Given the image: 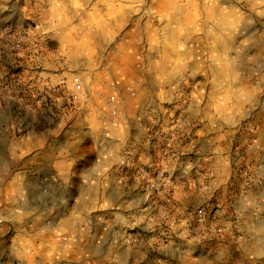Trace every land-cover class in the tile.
Segmentation results:
<instances>
[{
	"label": "rangeland",
	"instance_id": "rangeland-1",
	"mask_svg": "<svg viewBox=\"0 0 264 264\" xmlns=\"http://www.w3.org/2000/svg\"><path fill=\"white\" fill-rule=\"evenodd\" d=\"M262 37L264 0H0V160L10 176L22 179L5 188L0 177V264H90L97 253L75 251L76 246L99 240L114 246L102 253L101 264H221L222 227H200L207 206L189 219L180 213L173 189H161L167 174L155 155L141 163L132 158L116 164V201L108 206L90 203L91 197L112 192L106 183L110 173L92 169V162L96 151L171 150L170 135L186 129L177 122L184 113L190 115L194 139V125L205 114L218 116L225 96L233 102L228 118L234 117L232 111H251L260 97L251 78L264 83L263 76L248 74L251 67L264 68ZM62 78L69 87L54 92ZM108 101L130 116L125 128L113 120L115 132L102 133L103 140L84 120L98 116V106L109 109ZM129 118L138 123L130 124ZM248 120L239 121L242 138L232 145L237 151L231 161L232 190L234 196L249 192L260 214L264 170L259 161L258 183L248 189L255 160L247 151H264V132L256 137ZM74 121L75 148L84 158L70 177L52 173L47 183L54 201L83 194V202L55 201L48 214L56 209L62 217L50 221L39 205L29 201L27 207L31 190L26 181L32 185L36 179L25 168L26 156H18L17 164L14 151L7 150L27 151L28 132L44 128L55 132L61 146V131ZM210 204L213 213L226 214L224 206ZM254 256L253 264H264L261 243Z\"/></svg>",
	"mask_w": 264,
	"mask_h": 264
},
{
	"label": "crops",
	"instance_id": "crops-1",
	"mask_svg": "<svg viewBox=\"0 0 264 264\" xmlns=\"http://www.w3.org/2000/svg\"><path fill=\"white\" fill-rule=\"evenodd\" d=\"M262 38L264 39V37ZM253 60L254 58L251 56L252 62H250V66H253ZM248 74L252 77H264V68L251 67ZM250 85L260 93L257 106H254L251 111L244 109L243 112L242 110L239 113L240 115H236L237 111H232L231 114L234 113V117L228 118L227 110L230 109L229 105L233 102L231 97L225 96V100L221 106L222 111H219L221 115L205 114L204 117H201L200 123H198L199 126H197L198 124L194 125L193 129L196 131V135L198 133V137L194 139L190 138L189 133L190 115L185 113L184 115H180L178 118L179 121L177 122H181L186 129L181 130L177 128L176 137L174 134L170 135L172 138L171 150L155 151L154 154L151 151H107L106 153L105 151H96L92 162V169L95 168L94 170L110 173V181L106 183L112 188V192L108 190L107 196L100 197L97 195L96 197H91L90 203L98 205L104 202L107 206L115 203L113 171H115L114 167H116L118 162L129 163L132 158H135L141 163L144 162L148 154L155 155L158 159L157 161L162 162V167L167 174V178L160 179L162 184L161 189L163 191H166L168 188L173 189L175 207L186 218H192L194 215L192 213L197 208L208 207L211 205L210 202L226 208V214L222 215L217 212L213 213L212 205L211 208L207 209L206 207V212L208 213L205 212V216H201V220L205 221L203 222L205 224L200 226L205 227L206 225L209 227L215 223L222 227L223 232L221 233L222 237L219 243L223 251L222 257L224 259L221 260V264H253L257 260L254 256L257 246L260 243L264 246V213L259 214V204L256 203V200L254 201V198L249 192L248 195L243 193H240L239 196L233 195L232 187L234 180L231 179L232 175H235L232 170L231 161L233 155L237 152L232 151V145L242 138L241 129L237 127L239 121L249 118L250 120L248 122L252 128H256L255 135L258 138H261L264 132V105L259 104L263 100L262 97H264V83L262 79L259 80L257 77L251 78ZM6 99L7 102H12L10 96H7ZM115 107L117 117H114L109 109L105 111L99 106L98 116L94 117L90 114L85 116L86 120L84 121L92 126L89 127L90 133L93 131V134L91 133L92 135L107 140L103 137L102 133L109 135L107 133L108 131L115 132V127L111 125L113 120L114 122L118 120V122L124 124L123 127L125 128L127 123L126 115L130 116V113L129 111H121L118 105H115ZM77 121H74V124L68 125L63 129L64 131H61L64 136V141L61 146L57 140L58 138L53 137V133L55 132L44 128L40 133H36L33 130L28 132V137L26 138L28 144L27 151H18V149L13 148L7 150L14 151L17 164L18 156H26L25 168L28 173H32V178L36 179L32 185L26 181V187L31 190V200L27 199V207L30 209V203L39 205L43 215H46V217L50 215V221H57L62 217L61 214L57 213L56 209L53 213L48 214V211H51V205L56 203L55 201L64 203V205H72L74 203L76 205L77 203L83 202V194L66 196L63 200L57 198L58 200L54 201L55 192L51 190L53 188L52 185L47 183L48 176L52 173L57 174L58 178L70 177L74 164L84 158V153L77 151L75 148L79 140V135L75 134L76 130L73 126L77 124ZM129 121L132 125L134 122L138 123L137 120L130 118ZM212 123H216L214 128L211 125ZM120 153H122L121 156H119ZM247 153L251 159L255 160V163L252 165L251 175L255 179L251 178L250 183H246L249 185L248 189H251L254 187L253 185L256 186L258 183L254 175L257 173L255 165L259 161L262 162L260 163V168L264 170V157H262L264 156V151L262 153H258V151H247ZM104 155L110 156V160H104ZM115 157H118V159H115ZM1 162L0 160V177L5 185L4 187L8 188L13 185H18L22 179H19V175L10 176V171L5 170L1 166ZM104 162H106V167L103 165ZM7 169L11 170V167ZM123 186L125 187V183ZM12 200V202H15L14 206L18 205V199ZM75 209L74 214L76 215L78 214V208L76 207ZM34 210L38 211L39 208H34ZM112 248H114L112 244L99 240L97 244H79L76 246L75 251L79 250L83 252L92 249L97 254L92 256L90 264H101L104 258L102 253L106 249ZM82 258V255H80L81 262L83 260ZM107 260L113 263L114 259L110 257ZM178 263L177 260H171L168 263L162 261L160 264Z\"/></svg>",
	"mask_w": 264,
	"mask_h": 264
},
{
	"label": "built area",
	"instance_id": "built-area-1",
	"mask_svg": "<svg viewBox=\"0 0 264 264\" xmlns=\"http://www.w3.org/2000/svg\"><path fill=\"white\" fill-rule=\"evenodd\" d=\"M73 80H74V83H76L78 81V78L75 77ZM68 87H69V84H68L67 79L62 78L60 80V82L53 88V91L54 92H61L62 90L66 89ZM107 105L109 106V109H110L112 115L114 117H117V110H116L114 103L112 101H108Z\"/></svg>",
	"mask_w": 264,
	"mask_h": 264
}]
</instances>
